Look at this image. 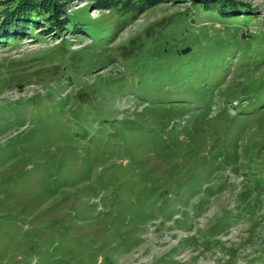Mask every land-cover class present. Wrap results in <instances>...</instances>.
Returning <instances> with one entry per match:
<instances>
[{
  "label": "rangeland",
  "instance_id": "1",
  "mask_svg": "<svg viewBox=\"0 0 264 264\" xmlns=\"http://www.w3.org/2000/svg\"><path fill=\"white\" fill-rule=\"evenodd\" d=\"M207 1L0 46V264H264V0Z\"/></svg>",
  "mask_w": 264,
  "mask_h": 264
},
{
  "label": "trees",
  "instance_id": "2",
  "mask_svg": "<svg viewBox=\"0 0 264 264\" xmlns=\"http://www.w3.org/2000/svg\"><path fill=\"white\" fill-rule=\"evenodd\" d=\"M66 1L67 0H8L3 10L0 11V46L11 45L18 42L24 34L28 33L30 26L40 25L44 18L48 25L55 22L60 27L66 29H69V26H71L69 30L73 33L77 31L82 33L87 32L86 27H84L81 21L69 17L68 14L64 12L62 14L61 8L65 11L64 2ZM96 1L99 6H106L108 9L129 10L132 8L137 12H143L164 0ZM217 1L221 0L207 1L206 3L212 4ZM203 4L204 6L206 5L205 3ZM232 11L234 12L235 10ZM37 14L40 15L37 16ZM62 16L69 19L67 23L63 22L64 19ZM38 28H42V25Z\"/></svg>",
  "mask_w": 264,
  "mask_h": 264
}]
</instances>
